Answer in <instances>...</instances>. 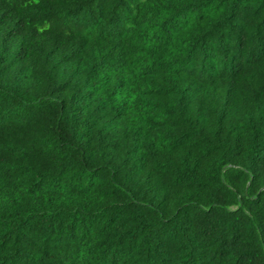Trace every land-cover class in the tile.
I'll return each instance as SVG.
<instances>
[{
    "label": "clouds",
    "instance_id": "obj_1",
    "mask_svg": "<svg viewBox=\"0 0 264 264\" xmlns=\"http://www.w3.org/2000/svg\"><path fill=\"white\" fill-rule=\"evenodd\" d=\"M0 264H264V0H0Z\"/></svg>",
    "mask_w": 264,
    "mask_h": 264
},
{
    "label": "trees",
    "instance_id": "obj_2",
    "mask_svg": "<svg viewBox=\"0 0 264 264\" xmlns=\"http://www.w3.org/2000/svg\"><path fill=\"white\" fill-rule=\"evenodd\" d=\"M253 179H254V180L256 179L255 175H254ZM236 194H237V195H239V193H238V192H237Z\"/></svg>",
    "mask_w": 264,
    "mask_h": 264
}]
</instances>
